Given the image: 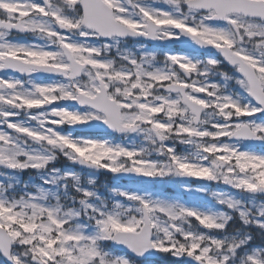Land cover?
<instances>
[{
  "label": "snow or ice",
  "instance_id": "snow-or-ice-1",
  "mask_svg": "<svg viewBox=\"0 0 264 264\" xmlns=\"http://www.w3.org/2000/svg\"><path fill=\"white\" fill-rule=\"evenodd\" d=\"M0 73V264H264V0H0Z\"/></svg>",
  "mask_w": 264,
  "mask_h": 264
},
{
  "label": "flooded vegetation",
  "instance_id": "flooded-vegetation-1",
  "mask_svg": "<svg viewBox=\"0 0 264 264\" xmlns=\"http://www.w3.org/2000/svg\"><path fill=\"white\" fill-rule=\"evenodd\" d=\"M161 7H162V5H161ZM17 38L18 39H22V40H28V41H32V42H37V41H33V38L31 36H19ZM140 43H143L144 45H146V47H147L148 50H154V51H157V52H162V51L180 52L179 49H178V46L175 49L174 47L168 48V47H159V46H156V45H149V44H147L145 42H142V41ZM133 44H136V42H130L129 43V47H132ZM136 46H139V45L137 44ZM161 59H162V57H161ZM221 70L227 72L230 76H234V77H237V78L239 77L238 72H236L235 69L228 67L225 63L222 65ZM6 75H9V74L8 73H0V76H6ZM11 75L18 76V74H11ZM24 79H26V77ZM232 83L235 86V82L233 81ZM235 87L238 88V86H235ZM84 136H93V137L105 136L107 138H110V139H113L114 138L117 141H119V139H118L119 137H117V136H111V135H96V136H94V134H89V135H84ZM154 182L158 185L161 181H153V183ZM190 184H191V187L192 188H196L199 185H201V181L197 180L195 182H191ZM170 186H171V188H174V187L177 188V187H179V185H177L175 183H172V182H171ZM217 187L219 189L222 186L221 185H217Z\"/></svg>",
  "mask_w": 264,
  "mask_h": 264
},
{
  "label": "rangeland",
  "instance_id": "rangeland-1",
  "mask_svg": "<svg viewBox=\"0 0 264 264\" xmlns=\"http://www.w3.org/2000/svg\"><path fill=\"white\" fill-rule=\"evenodd\" d=\"M174 42V44L175 45H177V46H179V45H181L182 43L181 42H178V41H173ZM181 148H182V146H181ZM58 162H59V164H61V165H63L64 167H66V165L68 164V161H66L63 157H61L59 160H58ZM62 170H72L71 168H67V169H64V168H61ZM26 174H29V172H25ZM79 174V173H78ZM95 178H96V180H97V184L99 183L100 185H99V187H101V189H99L101 192H103V191H105V189L106 188H108V187H112V186H121V185H118V184H116L117 183V181H114V182H111V184L110 185H106V186H103V185H101V184H103L101 181H99L98 180V178H97V176L95 175ZM113 183V184H112ZM121 187H129V188H139V187H137L136 185H133V186H131V185H123V186H121ZM149 187V186H148ZM180 192H179V194L180 193H182V189H180L179 190ZM186 195V197L192 202V200H195L196 198L195 197H193V196H190L188 193H186L185 194ZM202 198H204L202 195H201V200L203 201V199ZM205 199V198H204ZM255 233V235H256V237H258V238H261V239H258V242H264V237H261L260 235H259V232L257 231V232H254ZM171 258V260L173 259L172 257H170ZM140 264H152V263H149V262H146V263H140Z\"/></svg>",
  "mask_w": 264,
  "mask_h": 264
},
{
  "label": "water",
  "instance_id": "water-1",
  "mask_svg": "<svg viewBox=\"0 0 264 264\" xmlns=\"http://www.w3.org/2000/svg\"><path fill=\"white\" fill-rule=\"evenodd\" d=\"M78 107V106H77ZM88 131H90V132H96V131H101V132H109L110 130H107L106 129V126H103V125H100V127L99 128H95V129H90V130H88ZM251 143H253V144H255V145H257V144H260L259 142H251ZM264 146V145H263ZM99 172H105L104 170H101V171H99ZM121 179H124V180H126V181H134V180H145L146 178H140V177H120ZM157 257V255H148V256H146L145 258H149V259H153V258H156Z\"/></svg>",
  "mask_w": 264,
  "mask_h": 264
}]
</instances>
